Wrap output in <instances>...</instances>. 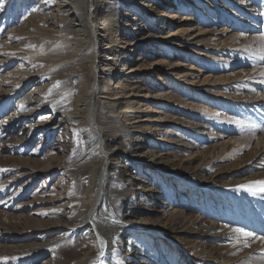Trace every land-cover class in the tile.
Returning <instances> with one entry per match:
<instances>
[{
    "label": "rangeland",
    "instance_id": "rangeland-1",
    "mask_svg": "<svg viewBox=\"0 0 264 264\" xmlns=\"http://www.w3.org/2000/svg\"><path fill=\"white\" fill-rule=\"evenodd\" d=\"M58 1L0 0L1 264H81L102 249L88 264H264L249 239L264 228V195L243 188L260 172L248 163L264 134L255 117L264 89L245 83L258 80L264 49L222 16L238 12L224 0H106L88 15L94 25L84 8L79 27ZM106 14L139 31H112L114 70L96 91L109 90L108 99L96 97L94 116L112 150L108 174L123 190L109 181L94 217L175 232L114 229L101 248L84 219L103 157L77 100L92 80L93 27ZM119 39L140 43L120 52ZM138 56L136 73L122 76L127 57L128 66ZM116 81L128 97L114 99Z\"/></svg>",
    "mask_w": 264,
    "mask_h": 264
},
{
    "label": "bare ground",
    "instance_id": "bare-ground-1",
    "mask_svg": "<svg viewBox=\"0 0 264 264\" xmlns=\"http://www.w3.org/2000/svg\"><path fill=\"white\" fill-rule=\"evenodd\" d=\"M224 1H226V2H225L223 7L226 8L228 5H230L231 9L236 10L238 12V15H239V17H238L235 14H232V13L226 14L225 13L226 11L225 12L223 11L222 16L224 17V19H226V23L229 24L230 26H236L238 24H242L243 27H245V29H247L246 33H251V34L256 35L257 40L261 42V43H257L256 45H253L251 48L264 49V0H247L249 2V4H247L248 7L243 8V9H241L240 7H237V5L230 2V0H224ZM105 3H107L106 0H59L57 3V6L60 9H63V10L65 9V11H67L72 16L75 24L80 27V25L83 26V24H80V21H81L80 17L82 16V11L84 10V8H87V11H89L88 9H90V13L88 12L86 20H87V22L91 23V22H93L92 17H89L88 15L92 14L93 10L98 8L100 4H105ZM109 3H111V2H109ZM153 8L157 9L158 6L153 7ZM99 10H100V8H99ZM99 10H98V13H99ZM165 17L167 18L168 15H165ZM242 18H245L249 21H245ZM94 22H93V25H94ZM98 22H99V25H98ZM96 25L97 26L93 27V31H92L93 32V36H92L93 37V44L87 52L88 54H89V52L91 53L90 54L91 55L90 61H91V67H92V73H93L92 74V80L89 83V86L86 89V91L78 97L77 107L80 108L79 111L81 113L84 112L85 118L87 119L89 126L91 127V129L94 133L93 134L94 135L93 147L98 148L102 154V157H103L102 171H101V174L98 176L99 178H98V184H97L98 185L97 199L95 201V204L92 206V208L86 214V217L84 219V224L88 225L89 230L93 233V235H95L96 238L101 241L100 243L103 244V245H101V248H103L104 241L106 240V236H108L109 233H112L111 231H113L114 229L117 231L118 230H125V229H132V230L141 231V232H145V233H149V234L151 233L152 235H156V236H160V237L164 236L163 233H165V232L170 233V232H175V231H173V229L169 225L166 224V227H165L166 231L157 232L155 230L158 228L160 229V225H158V224H155L154 226H148V225H142L139 222H133V221H127V220L124 221L123 219L121 220V219L115 218L114 216H112L113 215L112 213H107V215L102 214L101 216H99L98 222H96V220H95L94 215H95V213H97V211L101 207V201L103 200V197H104L103 196L104 187L107 186L108 182L112 181V180L117 182V183L112 182V184L116 183L115 186H117L118 180H119L118 176H113L114 174H108L107 168L109 166L111 167V162H110L109 157L112 154V150L106 149V147H105L106 145L103 144L104 132L96 123L95 116H94V105H95L96 97L108 99L109 98L108 97L109 90L106 86H103V88H100V89H101V92L105 93V94L99 95V96H96V91L98 90V87H99L98 83L100 82V79H102L104 76L112 74L113 70H114V68L112 67L113 66L112 59L114 58L113 55L114 54L116 55L117 52L114 51V48H113L114 45L113 44L110 45L111 43H113V40L110 37L112 31L120 33L119 35H122V34L125 35L126 32L139 31L137 28H130L129 30L126 29V27H129V26H125V27L124 26H118V24H115L112 22V19H110V14H106V15L101 16V18H99V20L97 19ZM227 32H230V31L227 30ZM106 37H107V39H105ZM245 37L249 38V39L252 38V36H250V35H245ZM120 41L119 42L122 44L117 46L120 48V52L128 51L129 48H134L135 46H137V44L140 43V42L134 43L135 41L130 42V41H127L126 39L120 40ZM112 50L114 51V53ZM120 52H118V54H120ZM250 53L251 52H249L248 54H250ZM225 55L230 56V57L236 56L231 51H228V53ZM238 57H241L243 60V63L240 62V66H250V64H249V63H251V62H249V61H251L250 58H248L247 56L242 57L239 55H238ZM130 60H131V58L128 59V57H127V63L124 62V66L122 67V70H125V71H123V74L121 73L122 76L127 75L128 77H131L134 73H136L134 71L136 69H138L137 65H140L141 63L144 62L143 61L144 58L138 56L135 60H133V64L128 65V66L125 65V64H128V61H130ZM161 63L162 62H159V63L154 62L151 64V66H153L154 68H158L159 64H161ZM263 63H264V60H263ZM148 73H149V70L143 71L140 74L147 75ZM126 77H124L123 80ZM257 78H258V80L256 82L253 83V82L249 81V82H246L245 84H247V83L251 84L256 89H261V90L264 89V64L259 65L258 70H257ZM132 81L134 82L135 80H132ZM116 82H118V81H116ZM120 83L123 84V82H120ZM118 84H119V82L115 85L114 89L118 90L121 94L119 92H117L118 94H115L117 96L114 99H123V97H128V95H126L127 89H122L123 86L118 85ZM202 92H203L202 90H199V93H202ZM132 97H133L132 95L129 97V100L127 103H131L130 98H132ZM256 102H261L262 108L259 110H256L255 117L257 118L259 123L262 124V127L264 128V92H262L260 95H258V98L255 99V103ZM131 111L135 112V110H130V112ZM84 115H83V117H84ZM73 117H75V116H73ZM76 117H77V115H76ZM145 121H147V120H145ZM135 122H137V121H135ZM154 128L152 130L156 129V128L155 129ZM261 142H263V145H261ZM255 143L257 144V150H256V153L254 155V158L248 164L249 165L254 164V165H250V167H252V168L255 167V169H260V172L258 174H256L257 175L256 180L249 182V183H245L243 185L244 186L243 188H245V189L249 188V189H252L256 194L264 195V162L259 161V160H262L264 157V134H261V136H259L258 140ZM130 148H128L126 151L130 152V150H131ZM93 149H95V148H93ZM129 154L130 153H127V155H129ZM157 164H160V163H157ZM117 190H123V188L120 186H117L116 191ZM121 192H123V191H120V193ZM120 195H122V194H120ZM116 197H118V196H116ZM105 199L106 198H104V201H105ZM105 209H106V207H105ZM175 222H176V220H175ZM170 224L173 225L174 223L171 222ZM245 225L247 227H251L250 223H245ZM157 226H159V227H157ZM252 232H251V236L249 237V239H255L256 243H257V247L255 248V250L253 249V251H256V253L264 255V238L262 237V236H264V228L258 227L256 229V233L253 234ZM176 246L180 247V244L178 243V244H176ZM180 248L184 251L186 249H188L187 247H185L186 249H184L182 247H180ZM97 251H98V248H97ZM102 254H103V249L96 252L93 256L87 255L88 257L87 256L84 257L81 264H88L91 260L99 259V258H101V256H103ZM185 254L188 255L187 251H185ZM248 262H249L248 258H245L243 260V264H246ZM1 263H2V261H0V264Z\"/></svg>",
    "mask_w": 264,
    "mask_h": 264
},
{
    "label": "snow or ice",
    "instance_id": "snow-or-ice-1",
    "mask_svg": "<svg viewBox=\"0 0 264 264\" xmlns=\"http://www.w3.org/2000/svg\"><path fill=\"white\" fill-rule=\"evenodd\" d=\"M245 235H250V234H247V233H246Z\"/></svg>",
    "mask_w": 264,
    "mask_h": 264
}]
</instances>
